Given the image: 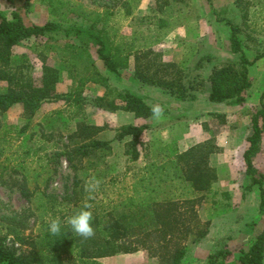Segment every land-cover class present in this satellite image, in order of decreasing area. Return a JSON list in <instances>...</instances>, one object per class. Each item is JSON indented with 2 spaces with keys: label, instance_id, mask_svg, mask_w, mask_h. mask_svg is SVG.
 <instances>
[{
  "label": "rangeland",
  "instance_id": "obj_1",
  "mask_svg": "<svg viewBox=\"0 0 264 264\" xmlns=\"http://www.w3.org/2000/svg\"><path fill=\"white\" fill-rule=\"evenodd\" d=\"M257 1L259 3L252 5L249 16L244 18L235 0H213L212 3L207 0H139L131 15L122 8L124 0H67L61 14L57 15L48 0H0L2 12L11 17L12 12L18 10L27 24L48 20L64 25L86 24L88 19L69 12L71 6L102 12L108 5L114 10L111 24L118 33L128 40L134 39L141 52L149 51L143 61H150V73L157 67L164 70L167 67V71L160 74L169 72L166 76L172 79L177 70H182L185 75L182 82H193L198 75L187 100L136 79L134 57L128 69L110 76L113 88H128L150 104L163 106L164 117L160 120L138 116L122 108L100 107L94 100L103 96L106 89L93 82L87 83L81 105L70 104L62 97L44 102L32 117L25 114L22 103L0 112V236L4 245L16 254H30L33 240L52 219L67 220L74 209L84 203L92 205L91 211L96 205L112 206L133 192L132 184L148 162L155 158L162 160L166 155L174 157L193 145L204 143L210 151L209 164L218 176L211 190L192 193L187 191L189 182L186 180L175 181L176 187L166 188V194L176 198L183 192L186 193L183 196H194L199 217L209 227L204 238L196 241V235H191L182 241L187 252L181 264H208L209 255L217 250L228 251L222 260L236 261L264 228V214L259 213V189L257 186L247 188L251 176L244 158L249 145L247 138L252 132V115L262 108L264 57L250 68L251 85L242 104L210 100L209 78L214 66L238 58L231 52L230 25L217 19L216 10L220 11V16L241 26L250 58L264 52V0ZM59 37L58 40L42 37L38 41L53 46L44 47L47 63L58 68L60 80L56 91L66 96L76 85L69 73L71 64L76 63L77 70L82 72L85 61L61 60L58 44L72 39ZM32 43L33 40L24 41L17 46L15 59L27 53L33 65L34 84L41 85L43 63L32 50ZM90 49L97 59L94 48ZM208 55L213 59L204 58L201 65L196 66L200 56ZM168 64L175 66L168 67ZM7 87V82L0 81V92ZM110 98L114 99V95ZM116 102L123 104L119 99ZM82 121L101 127L97 137L110 141L112 151L103 157L98 152L77 160L79 200H74L75 170L66 156L57 159L55 153L79 142L70 135ZM144 122L150 127L142 135L141 156L131 160L125 152L129 139L118 140V129L125 124ZM261 124L264 130V117ZM253 161L258 177L264 181V131L260 150ZM90 178L99 179L101 184L95 192L86 193L84 184ZM25 192L31 193V197ZM12 229L17 234L12 233ZM62 260L63 264H73L76 257L64 255ZM87 260L82 264H167L145 249L97 258L95 263Z\"/></svg>",
  "mask_w": 264,
  "mask_h": 264
},
{
  "label": "trees",
  "instance_id": "obj_2",
  "mask_svg": "<svg viewBox=\"0 0 264 264\" xmlns=\"http://www.w3.org/2000/svg\"><path fill=\"white\" fill-rule=\"evenodd\" d=\"M124 1L122 8L126 14H133L139 0ZM207 1L212 3L213 0ZM48 2L57 15L61 14L60 11L67 0H48ZM235 3L240 7L242 16L247 18L251 6L259 2L235 0ZM69 12L88 19V23L64 25L60 21L48 20L44 23L27 24L20 11L14 10L9 17L0 10V81L8 83L7 90L0 92V112L8 110L15 103H22L25 114L32 117L44 102L62 97H66L70 104L81 105L85 100L82 95L87 83L93 82L103 85L106 89L103 96H98L94 100L100 107L110 110L122 108L138 116L150 117V107L154 104H150L143 96L128 88L115 89L110 85V76L120 75L123 70L128 69L132 57L135 58L136 79L154 85L176 98L189 99L187 97L194 88L198 75H195L193 82H182V78L185 77L182 70H177L172 79L166 76L169 72L160 74L161 71H167V67L165 70L157 67L150 73V61H143L148 58L149 51L141 52L135 45L134 39L128 40L126 36L118 33V29L111 24L114 10L110 6L105 5L102 12L71 6ZM216 14L219 21H225L230 25L231 52L237 54L238 58L212 68L209 78L211 83L209 98L214 102L239 105L244 102L245 92L251 85L250 68L257 60L264 57V52L250 58L243 43L241 26L232 19L220 16L218 10ZM59 36L74 40L58 44L61 60L68 61L73 58L85 61L82 72L77 70L76 63L71 64L69 73L76 85L66 96L56 91V84L60 80L58 68L47 63L44 47L53 48V46L38 41L42 37L58 40ZM32 40L31 48L37 52L43 63L41 85L34 84L35 80L31 74L33 65L29 55L22 53L18 55V59H15L14 49L22 42ZM90 47L94 48L97 59L93 57ZM204 58L213 59L211 55L200 56L196 60V66L201 65ZM112 94L114 99L110 98ZM263 97L264 92L261 100L262 108L252 115V132L247 138L249 145L244 152L247 173L251 176V183L247 188L258 187L260 214H264V181L262 177H258L253 159L260 150L263 139L264 130L261 124V119L264 117ZM116 99L123 104L119 105ZM149 127L150 125L144 122L125 124L118 129V140L129 139L125 152L130 155L131 160L140 158L139 145L144 131ZM101 129L83 121L79 122L77 129L70 135L72 140L78 139L79 142L55 153L57 159L62 155L66 156L75 170L74 200H79L77 187L80 185V178L77 173L79 171L77 160L81 161L86 156L98 152L100 157H103L104 154L112 151L110 141L97 137ZM209 154L206 144L199 143L184 152L177 153L174 157L166 155L162 160L155 158L148 162L142 172L136 176L131 194L112 206L94 207L92 226L95 235L92 238L83 239L72 233L65 219H59L62 225L59 235H53L49 231L48 224L33 240V248L28 255L16 254L7 248L0 236V264H34V262L63 264L64 255L76 257L73 264H82L87 262V259L95 263L97 258L118 253H133L141 249L148 250L150 255L160 256L162 262L167 264H181L187 252L182 241L191 235H196V241L204 238L209 232V227L199 217L194 196H183L186 194L183 192L181 197L176 198L173 194H166V188L176 187L175 181L186 180L189 182L187 191L191 190L193 193L211 190L218 176L209 164ZM25 193L29 198L31 197V193ZM90 202L92 203L93 200ZM11 231L17 234L16 230ZM227 254V250L211 253L208 264H264V228L255 236L249 248L241 251L236 261L222 260V256Z\"/></svg>",
  "mask_w": 264,
  "mask_h": 264
},
{
  "label": "clouds",
  "instance_id": "obj_3",
  "mask_svg": "<svg viewBox=\"0 0 264 264\" xmlns=\"http://www.w3.org/2000/svg\"><path fill=\"white\" fill-rule=\"evenodd\" d=\"M151 118L160 120L164 117V108L159 104L151 105ZM101 181L96 178H90L85 181L84 191L92 193L98 190ZM92 205L84 203L81 207L75 209L70 216H68L66 224L71 232L83 239L92 238L95 235V230L92 226L93 213L90 210ZM61 221L59 219H52L49 223V231L53 235H59L61 231Z\"/></svg>",
  "mask_w": 264,
  "mask_h": 264
},
{
  "label": "crops",
  "instance_id": "obj_4",
  "mask_svg": "<svg viewBox=\"0 0 264 264\" xmlns=\"http://www.w3.org/2000/svg\"><path fill=\"white\" fill-rule=\"evenodd\" d=\"M6 91V90H5ZM134 124H138V123H134ZM165 145V144H164Z\"/></svg>",
  "mask_w": 264,
  "mask_h": 264
}]
</instances>
